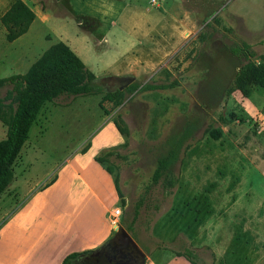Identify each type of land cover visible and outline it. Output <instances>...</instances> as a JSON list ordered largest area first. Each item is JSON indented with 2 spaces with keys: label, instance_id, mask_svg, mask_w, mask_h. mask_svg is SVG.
<instances>
[{
  "label": "rangeland",
  "instance_id": "obj_1",
  "mask_svg": "<svg viewBox=\"0 0 264 264\" xmlns=\"http://www.w3.org/2000/svg\"><path fill=\"white\" fill-rule=\"evenodd\" d=\"M15 1L0 0V78L26 74L61 41L96 76L102 93L45 104L0 194V224L30 198L34 214L55 215V228L61 227L67 198L89 197L84 179L111 212L122 211L120 218L110 215L111 237L117 226L132 224L146 264H180L177 251L191 242L195 247L199 236L190 240L185 207L201 197L213 214L199 235L207 228L220 234V248L237 257L229 264H243L252 248L264 249V89L251 85L244 98L234 85L251 54L255 62L264 55V0H29L38 20L9 43L1 18ZM150 17L166 18L167 29L163 36L153 30L150 37L159 38L151 42L148 34L146 44L141 28L147 18L152 26ZM106 37L108 48L99 51ZM156 39L165 41L167 56L150 69L132 64L131 57L158 49ZM128 40L140 44L125 55ZM245 45V53L233 52ZM114 74L136 78L121 91L120 106L105 96L117 90L103 82ZM147 83L161 88L142 90ZM8 90L0 88V97ZM7 133L0 117V141ZM163 159L169 167L154 184ZM100 212L91 205L80 228L106 224ZM203 252L212 264L210 252Z\"/></svg>",
  "mask_w": 264,
  "mask_h": 264
},
{
  "label": "trees",
  "instance_id": "obj_2",
  "mask_svg": "<svg viewBox=\"0 0 264 264\" xmlns=\"http://www.w3.org/2000/svg\"><path fill=\"white\" fill-rule=\"evenodd\" d=\"M36 19L35 12L22 0H16L2 16L1 23L6 30V40L9 43L17 41L28 33ZM250 46L235 48V54H243ZM240 68L234 82L235 88L244 98L251 96V85L264 89V55L255 62L256 55ZM96 76L86 67L84 62L64 42L52 45L29 68L26 74L0 78V88L8 87L5 97H0V117L8 127L4 140L0 141V194L13 179V165L26 144L32 125L37 121L46 103H55L61 97H86L102 93L96 83ZM161 88L152 84L142 85V90ZM133 88H129L132 91ZM106 99L120 106L123 93L116 91L106 93ZM11 108L9 115L4 114V108ZM119 132L125 131L117 125ZM218 133V132H216ZM219 136V133L216 134ZM216 137V136H215ZM102 162L103 158L99 157ZM170 161L163 159L159 162L153 176V183L157 184L166 173ZM118 181L116 182V184ZM118 188V184L116 185ZM197 204H186L187 219L185 228L190 232V240L199 236L200 227L212 216L213 210L207 197L197 199ZM126 230L132 234V224ZM133 238L134 235L132 234ZM207 250L211 254L212 264H216L215 253L209 247L197 250L192 242L177 251L178 256L185 257L192 264H206L200 256ZM79 254L68 256L63 264H70ZM258 264H264L262 259Z\"/></svg>",
  "mask_w": 264,
  "mask_h": 264
},
{
  "label": "crops",
  "instance_id": "obj_3",
  "mask_svg": "<svg viewBox=\"0 0 264 264\" xmlns=\"http://www.w3.org/2000/svg\"><path fill=\"white\" fill-rule=\"evenodd\" d=\"M22 1L35 12V21L38 20L36 12V10L38 11V8L33 7L35 6L33 2H30L29 0ZM28 2H30L33 6L29 5ZM149 19L153 21L152 26L149 27L147 18L144 20L145 23L141 28V32L144 36V42L146 41V44L149 43L147 41L148 36L146 35L149 33L151 34L153 30L159 28L157 31L159 36L163 34V28L165 30L167 29L165 28V25H167L166 18L159 19L157 17H150ZM163 23H165V27L162 25ZM113 25L116 26V24ZM130 33L131 32L129 30V34L127 36L130 37ZM24 36H26V34ZM158 36L150 37L149 41L152 42V39L159 38ZM156 40L158 49H154V53L150 54L151 52L147 50V52L142 54L141 57L133 56L130 59L131 63L135 64L139 62L143 65L142 67L144 69H150L155 66L154 64L156 62L162 60L163 57H166L168 54V48L165 45V41L163 42L161 39ZM128 41L130 42V40ZM108 42V37H106L102 44L103 47H100L99 51L103 52V50L107 49L108 46L106 44H108ZM137 42H130L127 50L125 51V55L129 52L133 53L132 51H134L140 44L139 42L137 45ZM69 47L80 58L77 52L71 46ZM142 61L146 62L145 66L144 63H141ZM81 183H84V187L88 191L87 196L89 197L84 196L80 199V201H76V199H73L72 197L67 198V202L69 203L67 205V218L65 219L64 225L61 227L55 228V221L57 219L55 215L50 216L46 213V211L43 212L44 210H40V212L34 214L33 211L36 209L30 207V198L24 202L7 220H4V218L1 219L0 264H63L65 259L72 254L82 255L85 253H91L106 244L112 238V228L109 225V220L110 215L113 214V212H111L100 195L86 180L83 179ZM27 203L30 208H26L28 205ZM91 205H94L97 209L99 208L101 211L100 221L103 222L104 219H106L107 223L102 227L95 225L90 229H88L89 227L87 229H82L80 228V221L83 215L87 213ZM218 235L214 234L213 228H207L203 234L199 235L194 245L196 248L204 246L211 248L216 255L217 264H229L230 261H235L237 259L235 253L231 250H222L218 245ZM101 244L103 245L98 247ZM243 255V264H258L262 259H264V249L258 250L252 248L250 251L243 253ZM178 261L180 264H190L187 262L185 257H180Z\"/></svg>",
  "mask_w": 264,
  "mask_h": 264
},
{
  "label": "water",
  "instance_id": "obj_4",
  "mask_svg": "<svg viewBox=\"0 0 264 264\" xmlns=\"http://www.w3.org/2000/svg\"><path fill=\"white\" fill-rule=\"evenodd\" d=\"M135 80L136 78L133 75H112L103 78V82L116 86V91H123L133 84ZM107 249L112 251L113 257L111 259L115 264H146L147 254L123 226H117L115 235L101 248L93 251L92 254H98L102 250Z\"/></svg>",
  "mask_w": 264,
  "mask_h": 264
},
{
  "label": "flooded vegetation",
  "instance_id": "obj_5",
  "mask_svg": "<svg viewBox=\"0 0 264 264\" xmlns=\"http://www.w3.org/2000/svg\"><path fill=\"white\" fill-rule=\"evenodd\" d=\"M113 253L110 249L102 250L98 254L85 253L72 260L71 264H115L112 262Z\"/></svg>",
  "mask_w": 264,
  "mask_h": 264
},
{
  "label": "built area",
  "instance_id": "obj_6",
  "mask_svg": "<svg viewBox=\"0 0 264 264\" xmlns=\"http://www.w3.org/2000/svg\"><path fill=\"white\" fill-rule=\"evenodd\" d=\"M153 2H155V1H153ZM121 215H122V211H121L120 208L115 209L113 214H112V216L115 217V218H120Z\"/></svg>",
  "mask_w": 264,
  "mask_h": 264
}]
</instances>
